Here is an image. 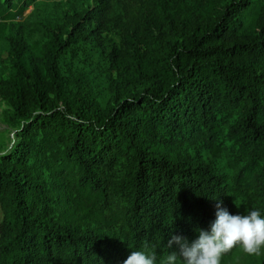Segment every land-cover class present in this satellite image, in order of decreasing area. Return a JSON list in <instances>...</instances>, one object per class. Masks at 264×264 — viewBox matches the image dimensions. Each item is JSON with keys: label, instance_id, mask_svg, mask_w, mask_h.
<instances>
[{"label": "trees", "instance_id": "obj_1", "mask_svg": "<svg viewBox=\"0 0 264 264\" xmlns=\"http://www.w3.org/2000/svg\"><path fill=\"white\" fill-rule=\"evenodd\" d=\"M29 5L0 0V18ZM109 8L53 28L33 11L22 24L46 25L41 63H25L24 36L11 43L15 73L0 91L16 131L9 144L0 139V264H123L132 251L164 264L179 252L168 240L196 239L217 200L232 215L264 217V0L168 15L157 49L151 30L125 32V46L107 51L111 103L92 109L68 98L60 57L96 34ZM176 146L201 157L173 155ZM216 153L231 158L233 177L206 161ZM221 264H264V249L237 246Z\"/></svg>", "mask_w": 264, "mask_h": 264}, {"label": "rangeland", "instance_id": "obj_2", "mask_svg": "<svg viewBox=\"0 0 264 264\" xmlns=\"http://www.w3.org/2000/svg\"><path fill=\"white\" fill-rule=\"evenodd\" d=\"M105 2L110 3L105 25L101 26L98 20H94L92 24L99 25V31L80 41L60 57L68 98L73 101L85 98L92 109L100 110L111 103L110 80L114 73L110 70L107 51L112 44H117L120 48L125 46V32L144 36L151 30L149 36L152 35L154 49H157L163 42L159 27L164 33L168 32V15L184 19L206 14L214 11L223 0H30V5L22 16L14 19L0 18V81L15 73L10 60L13 41L17 42L21 39L20 36H24L30 46L25 53V63L28 66L41 63L44 56L43 45L48 39L45 33L47 24L53 28L56 23L79 19L85 12L99 8ZM14 3L19 5V0H14ZM33 11L40 14L45 26L33 25L31 22L22 24ZM15 113L8 95L0 91V139L5 145L10 143L16 131L12 125ZM172 154L187 159L201 157L196 150L184 146H176ZM205 159L217 172L233 177L236 168L225 153L208 154ZM2 217L0 208V222Z\"/></svg>", "mask_w": 264, "mask_h": 264}, {"label": "clouds", "instance_id": "obj_3", "mask_svg": "<svg viewBox=\"0 0 264 264\" xmlns=\"http://www.w3.org/2000/svg\"><path fill=\"white\" fill-rule=\"evenodd\" d=\"M217 200L216 219L208 229H197L191 242L183 236H172L168 249L176 245L179 252L168 253L164 264H221L224 254L239 246L248 255H259L264 249V217L258 210L246 215H232ZM123 264H156V254L132 251Z\"/></svg>", "mask_w": 264, "mask_h": 264}]
</instances>
